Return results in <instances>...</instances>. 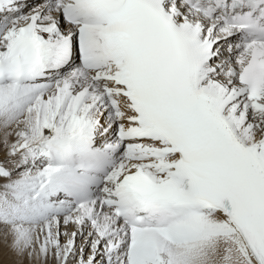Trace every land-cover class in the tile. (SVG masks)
<instances>
[{
  "label": "snow or ice",
  "instance_id": "obj_1",
  "mask_svg": "<svg viewBox=\"0 0 264 264\" xmlns=\"http://www.w3.org/2000/svg\"><path fill=\"white\" fill-rule=\"evenodd\" d=\"M0 241L264 264V0H0Z\"/></svg>",
  "mask_w": 264,
  "mask_h": 264
},
{
  "label": "bare ground",
  "instance_id": "obj_2",
  "mask_svg": "<svg viewBox=\"0 0 264 264\" xmlns=\"http://www.w3.org/2000/svg\"><path fill=\"white\" fill-rule=\"evenodd\" d=\"M61 230H64L63 225H61ZM69 231L72 230V226H69ZM61 239H63V237H61ZM81 238L78 237L77 238V244L80 243ZM0 248L3 249V254L0 255V264H17V261L19 260L18 257L15 256L14 253H12L8 247L6 243H3L2 241H0ZM24 264H28L27 261H24Z\"/></svg>",
  "mask_w": 264,
  "mask_h": 264
}]
</instances>
